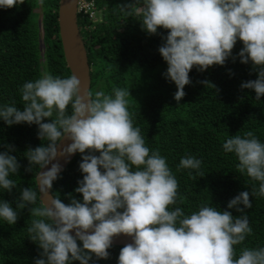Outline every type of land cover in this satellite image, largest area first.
<instances>
[{"label":"clouds","instance_id":"clouds-1","mask_svg":"<svg viewBox=\"0 0 264 264\" xmlns=\"http://www.w3.org/2000/svg\"><path fill=\"white\" fill-rule=\"evenodd\" d=\"M24 2L0 0V8ZM38 4L43 6L44 0ZM119 8L128 17L138 15L141 30L149 36L157 35L158 29L167 32L158 52L167 64L165 77L176 87L178 104L193 67L204 72L213 65L223 66L237 41L242 44L240 63L250 62L257 72V79L240 87L253 90L256 101L264 96V0H134ZM202 83L218 92L210 82ZM19 92L23 110L14 102L0 104V120L7 126H38L42 143L28 149L24 157L29 164L26 171L37 166L39 172L35 190H20L16 209L0 200V220L14 225L17 209L30 206L27 232L41 250L34 264L106 260L113 238L121 235L132 242L120 249L117 264H264V247H243L238 253L236 248L252 234L243 214L252 206L250 196L264 197V143L253 131L228 137L222 144L223 152L238 160L236 171L259 182L251 193L241 192L228 202L227 209L242 215L234 217L211 204L185 215L182 208H171L179 185L166 159L158 149L146 146L141 129L134 126L128 110L129 89L114 87L111 93L101 89L93 96L82 91L74 74L61 78L43 72ZM63 139L71 143L58 150ZM5 147L0 152V191L10 193L17 187L10 177L17 176L20 164L10 154L14 147ZM76 153L81 154L83 178L74 192L82 201L72 197L65 204L49 194L61 166L58 162L47 166ZM201 165V159L187 155L180 159L177 171L192 170L189 175L195 172L203 177ZM38 198L39 205L33 207Z\"/></svg>","mask_w":264,"mask_h":264},{"label":"trees","instance_id":"trees-1","mask_svg":"<svg viewBox=\"0 0 264 264\" xmlns=\"http://www.w3.org/2000/svg\"><path fill=\"white\" fill-rule=\"evenodd\" d=\"M89 1L93 19L82 13L76 17L87 51L88 92L94 96L101 89L106 93H111L114 87L129 89L128 110L133 114L134 126L141 129L146 146L159 150L178 181L177 201L172 210L180 207L185 215H190L202 205L211 204L221 211H231L234 217L242 215L235 209H227L228 202L241 192L251 193L253 184L258 188L259 182L236 171L238 160L233 154H225L222 144L228 137L250 130L264 143V96L256 101L253 90L240 87L257 79L250 62L240 63L241 42L237 41L223 66L213 65L204 72L193 67L190 84L185 86V96L178 104L174 99L176 87L165 77L167 64L158 52L167 32L158 29L157 35L149 36L141 30L138 15L128 17L121 12L119 7L134 0ZM57 5L58 0H44L43 6L38 0H25L11 9L0 8V104L14 102L23 110L19 89L24 83L34 81L43 72L54 77L70 76L58 37ZM203 81L215 85L218 92L215 94ZM41 143L37 125L7 126L0 120V152L7 145L13 146L15 151L10 154L20 164L17 176L10 177L17 187L10 193L0 191V200L13 209L19 202L21 189H36L34 177L39 168L33 166L31 172L26 171L29 164L24 153ZM44 143L46 146L47 142ZM187 155L202 160L203 177L195 172L189 175L192 170L177 171L180 159ZM80 162L81 154L77 153L50 190L51 195L65 204L72 197L82 201V196L74 192L83 178ZM250 201L251 208L243 214L248 217L252 234L236 246L237 253L243 247H264V197L253 195ZM39 203L38 200L32 206ZM29 208L17 209L18 220L14 225L0 220V264H34L40 258L41 250L29 240L27 232L32 219ZM121 248L112 246L108 259L93 257L89 264H117Z\"/></svg>","mask_w":264,"mask_h":264},{"label":"water","instance_id":"water-1","mask_svg":"<svg viewBox=\"0 0 264 264\" xmlns=\"http://www.w3.org/2000/svg\"><path fill=\"white\" fill-rule=\"evenodd\" d=\"M77 0H58L57 5V27H58V37L61 45V50L63 54V59L70 75L77 76L82 85V91L86 93L89 90L90 76H89V65L87 62V51L81 40L77 23ZM71 143L70 140L63 139L59 145L58 150H62ZM77 154V153H76ZM76 154L69 157H58L57 160H53L47 167L50 168L52 163H59L61 166V172L68 166V164L73 160ZM46 169H41L40 171H46ZM39 172L37 170L34 182L36 187V177ZM51 195V193H49ZM39 195V194H38ZM39 200V198H38ZM40 202V201H39ZM44 203H48V199L45 198ZM74 235V233H73ZM132 242L131 237L118 236L113 238L112 246L123 247L128 243Z\"/></svg>","mask_w":264,"mask_h":264},{"label":"built area","instance_id":"built-area-1","mask_svg":"<svg viewBox=\"0 0 264 264\" xmlns=\"http://www.w3.org/2000/svg\"><path fill=\"white\" fill-rule=\"evenodd\" d=\"M77 13L86 14L89 19H93L94 11L91 1L77 0Z\"/></svg>","mask_w":264,"mask_h":264},{"label":"rangeland","instance_id":"rangeland-1","mask_svg":"<svg viewBox=\"0 0 264 264\" xmlns=\"http://www.w3.org/2000/svg\"><path fill=\"white\" fill-rule=\"evenodd\" d=\"M38 11V10H37ZM41 61H42V59H41Z\"/></svg>","mask_w":264,"mask_h":264}]
</instances>
